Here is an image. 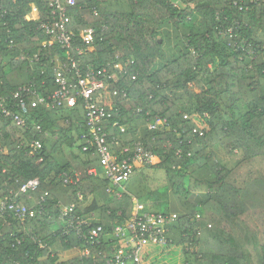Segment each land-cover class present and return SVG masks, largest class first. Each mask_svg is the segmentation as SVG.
<instances>
[{
    "label": "trees",
    "instance_id": "16d2710c",
    "mask_svg": "<svg viewBox=\"0 0 264 264\" xmlns=\"http://www.w3.org/2000/svg\"><path fill=\"white\" fill-rule=\"evenodd\" d=\"M36 2L33 9L0 0V96L13 102L25 84L54 93L59 60L75 57L82 75L93 71L105 81L94 100L112 112L103 126L114 151L134 146L139 119L167 121L146 126L142 139L154 162L137 164L129 181L114 186L117 195L104 174H89L102 162L87 142V104L77 89L75 106L40 103L26 126L0 110V199L33 211L25 220L0 216V264H108L123 248L116 226L131 219L135 198L157 193L161 178L186 204L196 193L207 198L199 213L179 214L168 243L143 246L142 264H264V39L256 37L264 32V0H79L70 9L73 26L77 33L93 26L96 37L90 48L76 35L70 56L58 43L45 44L50 36L39 25L50 8ZM166 39L176 40L172 57ZM65 172L80 181L64 184ZM31 178L39 187L22 192ZM98 225L103 230L92 237ZM61 250L80 254L62 259Z\"/></svg>",
    "mask_w": 264,
    "mask_h": 264
},
{
    "label": "built area",
    "instance_id": "2783aa9c",
    "mask_svg": "<svg viewBox=\"0 0 264 264\" xmlns=\"http://www.w3.org/2000/svg\"><path fill=\"white\" fill-rule=\"evenodd\" d=\"M17 1V0H14ZM32 3L33 9H37V0H23ZM43 1V0H41ZM46 5L50 8L49 20L41 21L39 28L43 29L49 36V40L45 44L58 43L67 50V56H70V49L73 47L75 37L78 35L85 46L94 47L96 30L93 26L81 27L76 32L73 26V17L70 9L79 4V0H44ZM35 7V8H34ZM95 14L98 12L95 10ZM4 13L0 7V18H3ZM30 19V16L26 17ZM80 53L86 49L84 46L77 47ZM71 64L72 67H69ZM78 60L75 57H70V61L66 63L59 60L57 68L55 69V77L58 87L54 93L45 96L40 95L38 90L31 85H21L14 92L13 102H9L5 97L0 96V110L7 116H11L15 122L20 126H26L30 116L31 107H36L40 103L47 107H54L56 105H63L67 103L69 106H75L77 99L73 91L77 89V93L85 98L87 104V118L88 124L91 126L90 133L92 138H88V143H95L97 152L101 157V171L100 167H92L89 169V174L101 175L104 174L110 181L108 191L115 192L121 195L120 190H115L114 186H122L132 177L137 164H147L154 162L155 155L153 150L147 146L140 132H137V137L134 146L124 145L120 151H114L112 144L108 140V134L104 129L103 122L112 116V112L108 107L102 105L94 100V94L98 90L104 88L105 81L93 71L82 75L77 68ZM119 64L116 63V67ZM100 73V72H99ZM78 80V82H74ZM116 95L121 94L118 89L114 91ZM122 94L128 96L127 91L123 90ZM142 108H138L137 112H142ZM149 114V112H147ZM187 117V115H186ZM147 120L149 129L154 130L163 126L167 121L166 118L156 116L153 120L149 117ZM122 127V131H125ZM199 131L200 135L204 134L203 130L195 129L194 132ZM86 135V134H85ZM192 141V138L189 139ZM32 145L36 148L41 147L39 140H35ZM89 145L84 146L87 150ZM178 153H182L179 149ZM79 173L70 174L65 172L63 174L64 184H75L80 181ZM40 185L39 178H31L24 182L21 186L22 192L35 190ZM83 195L80 194V199ZM74 206L65 207L64 215L72 211ZM28 215H33V211L9 197L0 199V216L2 217H16L25 220ZM196 218L200 217L198 213ZM179 218L176 212H164L147 209L146 204L140 202L135 198L134 213L130 220L124 224L117 225L114 234L120 238L123 248L117 251L111 258L108 257V264H142L140 259V251L145 244H165L168 243V232L171 229V224ZM103 230L102 225H98L91 229L92 237H99ZM193 249H196L193 245ZM85 252V251H84ZM185 264H197L196 262H186Z\"/></svg>",
    "mask_w": 264,
    "mask_h": 264
},
{
    "label": "crops",
    "instance_id": "0c3cea01",
    "mask_svg": "<svg viewBox=\"0 0 264 264\" xmlns=\"http://www.w3.org/2000/svg\"><path fill=\"white\" fill-rule=\"evenodd\" d=\"M256 37L259 38V39H264V32H257L256 33ZM176 40L174 41V39L170 42L171 44H175ZM171 51L172 52H175L176 50H172V46L170 47ZM176 49V48H175ZM168 57H170V53H167ZM136 126H138V131L140 132V134H144V132L146 131V124L145 122L142 120V119H139L137 122H136ZM155 182V186L156 188L160 185V183L162 182H165L164 184H166V180H162V178L160 180L157 181V179L154 180ZM169 192L171 193L170 195ZM168 194H166L167 198L169 199V203L170 205L168 206V210L169 212H176L180 215H184L186 214L187 216H192V214H194V212H198L197 211L199 209V206L201 205V203L206 200L207 198V195L206 194H203V193H196V194H193L191 197H190V203L186 204L184 203L180 198H175V194L171 191V189L169 188V190L167 191ZM157 194H159V190L157 191V193L155 195H152L151 197H146V198H149L150 200L149 201H146L145 199H139L141 201H145L146 203L149 204V207L148 209H152V210H157V209H153L152 208V205L155 206L156 205H159L161 203V201L155 199L157 197ZM152 204V205H151ZM196 207V210L194 209ZM165 208V207H164ZM167 209V207L165 208V210ZM195 248L197 249L198 248V245L195 244L194 245ZM62 252L64 251H59V254L61 255Z\"/></svg>",
    "mask_w": 264,
    "mask_h": 264
},
{
    "label": "rangeland",
    "instance_id": "374dc122",
    "mask_svg": "<svg viewBox=\"0 0 264 264\" xmlns=\"http://www.w3.org/2000/svg\"><path fill=\"white\" fill-rule=\"evenodd\" d=\"M177 1V0H176ZM35 8V7H34ZM172 46V50L174 51L175 50V46L173 44H171L167 39L165 40L164 42V53H170V56L172 57L174 55L175 52H172L170 47ZM168 56V55H167ZM166 57V56H165ZM61 157V156H60ZM164 180V179H162ZM165 181V180H164ZM165 182H162L160 183V189H159V194H157V197L155 199L161 201V203L159 205H152V208L153 209H157V210H165L166 207H168L170 205L169 203V199L167 198L166 194L167 191L169 190V187L167 184H164ZM171 193L169 192L168 195H170ZM175 198H180L178 195L175 196ZM146 201H149L150 199L149 198H145ZM151 201V200H150ZM165 207V208H164ZM31 216V215H30ZM80 254V251L79 250H68V251H64L62 252L61 254V258L62 259H68V258H72L76 255Z\"/></svg>",
    "mask_w": 264,
    "mask_h": 264
}]
</instances>
